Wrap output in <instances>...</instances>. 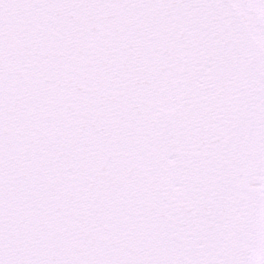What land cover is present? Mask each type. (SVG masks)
I'll list each match as a JSON object with an SVG mask.
<instances>
[{
  "label": "snow or ice",
  "instance_id": "1",
  "mask_svg": "<svg viewBox=\"0 0 264 264\" xmlns=\"http://www.w3.org/2000/svg\"><path fill=\"white\" fill-rule=\"evenodd\" d=\"M0 264H264V0H0Z\"/></svg>",
  "mask_w": 264,
  "mask_h": 264
}]
</instances>
